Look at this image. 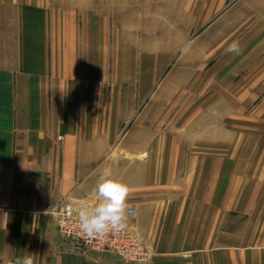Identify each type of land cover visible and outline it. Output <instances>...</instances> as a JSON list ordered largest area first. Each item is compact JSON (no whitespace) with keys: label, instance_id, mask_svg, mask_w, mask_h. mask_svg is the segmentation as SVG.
Masks as SVG:
<instances>
[{"label":"crops","instance_id":"obj_1","mask_svg":"<svg viewBox=\"0 0 264 264\" xmlns=\"http://www.w3.org/2000/svg\"><path fill=\"white\" fill-rule=\"evenodd\" d=\"M32 1L0 0V264L25 257L32 264H128L113 255L76 250L50 211L63 199L77 210L94 205L105 170L130 187L127 202L136 211L125 222L152 249L145 264H264V214L261 209L252 215L254 186L238 199L243 160L264 159V150L228 146L231 126L261 122L225 119L228 130L218 138L220 149L176 151L175 166L163 178L146 160L110 151L120 124L118 114L107 111L132 106L95 101V71L79 69L73 35L64 29L61 38L51 36ZM252 78L250 96L259 93L260 78ZM92 83L93 92L87 90ZM250 102L247 98L230 109L243 112ZM182 154L195 160L193 165ZM200 158L205 161L199 164ZM172 174L179 188L164 186ZM235 210L249 214L238 218L237 233H231L227 221Z\"/></svg>","mask_w":264,"mask_h":264},{"label":"rangeland","instance_id":"obj_2","mask_svg":"<svg viewBox=\"0 0 264 264\" xmlns=\"http://www.w3.org/2000/svg\"><path fill=\"white\" fill-rule=\"evenodd\" d=\"M32 2L45 18L51 36L61 38L65 30L73 35L71 39L79 46V69L95 71L91 80L98 85L95 101L132 106L127 111L125 107L107 111L117 113L120 124L110 151H128L130 154L123 156L133 158L131 161L146 160L163 178L165 170L175 166L176 151L220 149L218 138L228 130L225 119L239 116L261 123L231 126L230 149L256 153L264 150V0ZM234 41L240 44L238 54L226 51ZM253 76L260 78L255 89L259 93L250 96L246 91L250 90L247 86ZM87 90L93 92V83ZM83 95L84 101H89L85 91ZM247 98H251L249 109H230V105L245 104ZM235 129L239 136L233 135ZM182 157L193 165L195 160L185 154ZM196 161L200 164L205 159ZM243 162L247 164L242 168L244 182L238 199L242 200V194L254 186L252 215L261 209L260 214H264V159ZM174 182L176 176L172 174L162 184L179 188ZM205 194L203 191L200 197ZM63 201L71 203L68 199L60 202ZM55 206L50 211L57 223ZM247 213H230L227 224L231 233H237L238 218L241 220Z\"/></svg>","mask_w":264,"mask_h":264},{"label":"clouds","instance_id":"obj_3","mask_svg":"<svg viewBox=\"0 0 264 264\" xmlns=\"http://www.w3.org/2000/svg\"><path fill=\"white\" fill-rule=\"evenodd\" d=\"M229 53L240 52V44L234 41L226 50ZM129 185L115 178L109 170H105L96 188L99 199L94 205H83L78 210L79 235L81 238L102 240L110 232H119L129 214L127 197ZM17 264H32L27 257Z\"/></svg>","mask_w":264,"mask_h":264},{"label":"built area","instance_id":"obj_4","mask_svg":"<svg viewBox=\"0 0 264 264\" xmlns=\"http://www.w3.org/2000/svg\"><path fill=\"white\" fill-rule=\"evenodd\" d=\"M129 210L132 213L135 208ZM55 211L58 216L57 225L61 235L76 250L113 254L129 264H144L152 257V252L147 243L125 224L121 231L110 232L102 240L81 238L77 235L79 219L78 211L74 205L63 201L55 206Z\"/></svg>","mask_w":264,"mask_h":264}]
</instances>
